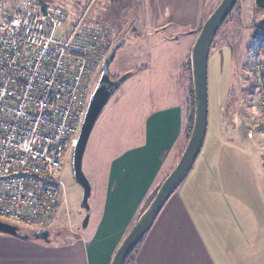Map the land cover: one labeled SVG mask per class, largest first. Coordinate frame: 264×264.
<instances>
[{
    "label": "crops",
    "instance_id": "obj_1",
    "mask_svg": "<svg viewBox=\"0 0 264 264\" xmlns=\"http://www.w3.org/2000/svg\"><path fill=\"white\" fill-rule=\"evenodd\" d=\"M198 2L159 0L155 25L159 29L168 22L199 25ZM188 58L189 55L183 67ZM187 69L183 70L184 79L189 82ZM225 104L218 92L214 98V127L210 129L208 71V129L203 149L194 169L143 239L136 264H264V162L254 146L256 139L262 143L264 134L257 136L249 128L248 132L254 133L253 138L248 134L245 138L249 147L237 146L241 136L226 125L237 110L228 116ZM239 104L236 97L232 105ZM163 105L149 115V124L158 122L161 126H147L136 160L128 155L125 160L113 162L110 168L109 188L96 228L108 231L113 217L121 215L125 232L122 238L105 240L103 249L108 250L104 252L96 234L90 240L85 234L75 235L76 238L57 234L49 244L0 235V264H111L130 226L133 227L130 224H135L132 222L138 220L145 200L157 188L158 178L164 171L167 174L169 168V173L172 171L187 145L181 128L171 141L172 148L166 150L171 135L162 125L171 121L180 108L170 101ZM257 120L256 127L261 123L259 115Z\"/></svg>",
    "mask_w": 264,
    "mask_h": 264
},
{
    "label": "rangeland",
    "instance_id": "obj_2",
    "mask_svg": "<svg viewBox=\"0 0 264 264\" xmlns=\"http://www.w3.org/2000/svg\"><path fill=\"white\" fill-rule=\"evenodd\" d=\"M44 1L48 5L60 7L74 19L86 13L87 18L106 30L109 34L107 58L111 50L120 44L108 68V74L111 82L124 80L114 90L102 109L83 156V173L91 188L89 197L84 203V191L74 179L73 151H68L62 170V179L66 187V203L56 211L54 225L50 229L52 239H55L57 234H63L69 238L85 234L86 239L90 240L96 234V241L101 240L99 243L101 242V248L105 252L108 249H103V242L109 238L117 241L119 236L122 238L124 232V228H121V215L113 217L109 232L105 229L98 231L96 228V221L102 212L105 192L109 188L107 178L111 165L117 160H125L128 155L136 160L134 157H137V152L140 151L139 148L144 142L143 133L147 131V126L149 125L151 129L154 125L161 126L158 122L149 124L148 119L152 112L164 108L163 102L168 104L170 101L174 107L180 108L171 121L165 120L166 122L162 125L167 134L171 135V138L169 137L166 141L167 151L172 148L171 141L175 135L181 132V128L185 129L190 83L184 79L186 75L183 70L187 69V66L183 67V64H185L186 56H191L192 48L199 36V28L203 27L222 0H199L197 3L199 25L190 23L186 26H178L168 22L161 29L154 23L159 0ZM261 28H264V11L256 7L255 0H239L227 22L218 31L211 47L208 70L210 129L214 127V98L219 92V95L225 98V111L228 116L231 115V111L237 110V114L232 115L226 125L241 136L242 141L237 146L242 148L249 147L245 140L249 128H252L257 136L260 133L264 134V129L259 128V125L256 127L255 124L258 115L261 120L258 110L259 97L257 94L244 91L258 79L253 73L261 59L256 48L260 41L254 40V36ZM187 61L189 62V58ZM218 66L220 70L216 68ZM220 71L222 75H219ZM102 72L101 69L93 77L91 93L94 92ZM235 96L240 102L238 106L232 105ZM256 140L254 146L257 152L263 155L262 162H264V140L262 143ZM113 171L115 177V169ZM128 171L133 173L132 168ZM169 171L170 168L167 174L165 171L162 172L157 180V186L170 175L172 171L170 173ZM262 174L264 178V170ZM86 204L89 207L90 218L87 227H84L88 215ZM137 221L134 220L132 223L136 224ZM135 224L130 225L134 227ZM132 228L130 226V231ZM0 235L3 234L0 233Z\"/></svg>",
    "mask_w": 264,
    "mask_h": 264
},
{
    "label": "built area",
    "instance_id": "obj_3",
    "mask_svg": "<svg viewBox=\"0 0 264 264\" xmlns=\"http://www.w3.org/2000/svg\"><path fill=\"white\" fill-rule=\"evenodd\" d=\"M0 20V220L49 231L66 203V153L77 144L109 34L86 13L74 19L44 0H0ZM255 74L264 125V56Z\"/></svg>",
    "mask_w": 264,
    "mask_h": 264
},
{
    "label": "water",
    "instance_id": "obj_4",
    "mask_svg": "<svg viewBox=\"0 0 264 264\" xmlns=\"http://www.w3.org/2000/svg\"><path fill=\"white\" fill-rule=\"evenodd\" d=\"M238 1L239 0H222L201 28L199 36L191 51L194 92V124L190 138L177 166L161 184L151 204L139 218L130 233L125 237L111 264H124L126 262L129 255L148 234L165 204L188 177L199 155L201 154L208 129V62L211 47L218 31L232 13ZM119 47L120 44H117L111 50L108 58L104 62L103 75L98 87L90 98L77 144L73 150L74 179L84 191V203L87 202L91 189L82 168L85 149L102 109L114 90H116L120 83L124 80L122 79L118 82H113L114 85L112 88L108 87L106 82L110 81L108 68L114 60L115 52ZM86 210H88V215L86 216L84 227H87L90 218L89 207L87 204ZM0 233L22 240H26L28 238L26 236H21L18 228L3 222H0ZM34 239L48 243L50 242V232H37L34 234Z\"/></svg>",
    "mask_w": 264,
    "mask_h": 264
},
{
    "label": "trees",
    "instance_id": "obj_5",
    "mask_svg": "<svg viewBox=\"0 0 264 264\" xmlns=\"http://www.w3.org/2000/svg\"><path fill=\"white\" fill-rule=\"evenodd\" d=\"M255 4H256V7L259 10L264 11V0H255ZM228 18L226 19L225 23L227 22ZM201 28H202V26L198 30L199 33L201 31ZM254 40H259L260 41L256 45V48H257V51H258L259 55L262 58L264 56V28L259 29V31L255 33ZM187 68H188V72H189L190 90H189V95H188V100H187L188 107L186 109L187 120H186L185 129H184V138H185L186 144H187V142H188V140L190 138V135H191V132H192V128H193V124H194V92H193L191 56H189V62L187 64ZM253 74H255V72ZM255 76H256V74H255ZM258 83L259 82H258V79H257V80H255V83L250 86L251 88L249 87L247 89H244V91L251 92L252 94H255V95L257 94V97H258ZM259 128H263L264 129V125H263L262 122L259 124ZM160 185H158L157 188L154 191H152L151 194L146 199V201L144 203V207L142 208V211H141V213L139 215V218L142 216V214L146 211L148 206L151 204V202L155 198V196H156V194H157V192H158V190L160 188L159 187ZM18 230H19V233H20L21 236L28 237L26 240H35L34 239V234L37 233V231L31 230V229H18ZM48 232H51V230L48 231ZM3 235H5V234H3ZM8 236H10V235H8ZM52 240H53L52 236L50 235V242H48V244L51 243ZM142 242H143V240L140 243H142ZM45 243H47V242H45ZM140 243H139V245H140ZM139 245L129 255V257L127 258V260H126V262L124 264H136V255H135V253H137L136 251L138 250Z\"/></svg>",
    "mask_w": 264,
    "mask_h": 264
},
{
    "label": "flooded vegetation",
    "instance_id": "obj_6",
    "mask_svg": "<svg viewBox=\"0 0 264 264\" xmlns=\"http://www.w3.org/2000/svg\"><path fill=\"white\" fill-rule=\"evenodd\" d=\"M102 71H103V68H102ZM102 75H103V72H102ZM102 77V76H101ZM100 80H101V78H100ZM100 80H99V82H100ZM99 82H98V84H99ZM107 82V84H108V87H110V88H112L113 87V82H111V81H106ZM98 84H97V86H96V88L98 87ZM96 88H95V90H96ZM94 90V91H95ZM94 93V92H93ZM93 93H91V97H92V95H93ZM51 235V234H50Z\"/></svg>",
    "mask_w": 264,
    "mask_h": 264
}]
</instances>
